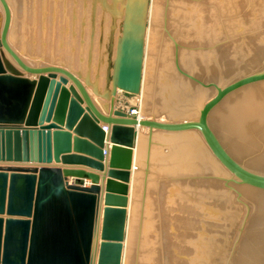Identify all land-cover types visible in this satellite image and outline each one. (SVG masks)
Masks as SVG:
<instances>
[{
    "label": "water",
    "instance_id": "obj_1",
    "mask_svg": "<svg viewBox=\"0 0 264 264\" xmlns=\"http://www.w3.org/2000/svg\"><path fill=\"white\" fill-rule=\"evenodd\" d=\"M100 1L112 24L106 70L92 82L90 70L24 61L8 41L11 14L0 0V264H123L140 127L149 129L148 156L154 131L201 135L225 185H239L252 207L232 264H264V0H226L258 65L222 87L180 72L215 94L196 118L170 122L115 107L119 93L141 92L150 0ZM87 87L109 102L106 115ZM184 148L176 147L178 163Z\"/></svg>",
    "mask_w": 264,
    "mask_h": 264
},
{
    "label": "rangeland",
    "instance_id": "obj_2",
    "mask_svg": "<svg viewBox=\"0 0 264 264\" xmlns=\"http://www.w3.org/2000/svg\"><path fill=\"white\" fill-rule=\"evenodd\" d=\"M10 1L14 5H11ZM34 1L36 6L41 2L46 4V0ZM50 1L52 0H48L47 4L51 3ZM160 1L163 10L161 21H158L160 27L155 28L157 31L154 36L155 44L150 49V33L153 28L151 8L154 2L150 0L141 92L139 95L121 92L120 97L132 102L134 106L131 111L138 109L146 116H155L164 122H170L172 119L183 120L186 117L196 118L200 107L214 96L215 90L201 87L180 72L203 83H215L222 87L246 76L254 69L258 65V55L237 29L226 0L224 4L219 0L214 2L218 10L214 9L215 6L211 2L206 12L203 2L209 3L210 0H200V4L196 2L197 0H168L172 5L169 8L171 16L169 15L168 25L166 23L168 1ZM30 2L32 3V0H8L12 13L10 28L12 45L32 66L58 64L59 56L49 52V44H55L57 41L48 42L46 51L41 50L40 44L45 41L40 40L42 37L40 24L37 21L31 24L25 22L24 14ZM100 2L98 0V4L92 9L95 36L91 40L92 51L98 54L97 50L103 48L101 50L106 55L112 18L110 13L101 7ZM177 2L179 5L183 3L193 5L192 9H195L196 4H202V7L200 6L202 19L195 17L192 20L193 25L190 23L188 28L176 24L180 23L179 18L173 16L180 10L173 7L174 3V6L178 5ZM82 5L83 2L80 0V6ZM99 27L103 28L99 31L102 34L101 40L96 36ZM211 32L216 35L214 38ZM170 35L177 37L178 46ZM167 45L171 49L169 54L171 65L165 62V59H168V55L166 56L168 52L165 49ZM183 53L186 55L188 53L189 57L184 59ZM95 56L97 60L100 58L105 63L106 56L105 58ZM150 58L153 59V64ZM149 62L151 63L148 68ZM71 67L78 70L81 66L78 64ZM101 82L100 80L99 84ZM152 105L156 106L155 112L149 110ZM171 110L180 115L172 117L167 113ZM193 134L198 136L200 146L203 145L211 157L210 163L207 157L195 160L194 156L190 158L184 155V163H178L177 149L168 146L169 141L164 143L165 139H161L160 145L153 146L151 165L145 166L143 163L140 172L138 170V175H142L134 191L135 202L133 208L131 207L125 264H232L252 207L239 186L234 183H229L228 187L225 185L222 179L226 177L227 172L212 156L201 135L198 132ZM163 135L161 134L165 138ZM212 164H215L218 170H215ZM145 169L149 170V174H145ZM146 180L147 187L144 184ZM231 186L235 190H232Z\"/></svg>",
    "mask_w": 264,
    "mask_h": 264
},
{
    "label": "crops",
    "instance_id": "obj_3",
    "mask_svg": "<svg viewBox=\"0 0 264 264\" xmlns=\"http://www.w3.org/2000/svg\"><path fill=\"white\" fill-rule=\"evenodd\" d=\"M52 1H50L51 3L47 4L48 0H46V2H45L46 4H43V2H41L39 6H36L35 1L32 0L33 4L31 2L29 3L28 9L24 14L25 22L27 24H31V23H36V21H37V23L40 24V28L42 29L41 30L42 31L41 32L42 37H40V40L45 41V42H41V44H40L41 50L46 51V49L48 48V42L57 41V43H55V44H51V45L49 44V52H51L53 55L56 54V56H59L58 57L60 59L59 63H63L64 65H69V66L79 64V66H81L79 68V70H82L83 72L90 70L92 82H95V76H96L95 73H98L100 70L101 71L106 70V64L103 61H101L100 58H98V60H97L95 55H97V56L99 55V57H101V58H105V56H106V58H107L108 50L105 51L106 55L101 50L103 48L97 50L98 54L93 53V51H92L93 48H92L91 40L93 38H95L94 33H93V25H94L93 20H92L93 17L91 18L92 14H93V12H92L93 1L92 0H82V2H83L82 6H80V0H52ZM158 1L161 2L160 0H158ZM10 4L14 5L11 1H10ZM196 6H198V4H196ZM197 11H198V8L196 7V12ZM165 13L166 12H164V14ZM169 15L170 14H167V16H166L167 21L165 20L167 25H168V21L170 20ZM176 17H178L179 19H182V20L192 21V20H194L196 15L193 17H184V16H181V17L176 16ZM100 27L97 30L98 32L96 34L97 37H100V38H98L99 40L102 39V36H100L102 34L99 31H101V29H103V28L100 29ZM167 31H168V29H167ZM177 31L179 32V30H177ZM168 33H169V31H168ZM171 39L173 40L175 45L178 46L175 37L171 36ZM80 43H81V45H80ZM149 47H150V49H151V47H153V45L150 43V41H149ZM80 49H81V52H80ZM165 49L168 52L166 54V56L168 55V59H165L166 60L165 62L168 65H171L172 63L170 61L171 59L169 56L171 49H170L169 45H167L165 47ZM89 55H91V58H92L91 65H89V63H88ZM106 58H105V60H106ZM76 60H77V64H76ZM149 60L152 61L153 59L150 58ZM66 63H68V64H66ZM150 63L151 62L148 63V68H149ZM102 64L104 66H102ZM152 64H153V61H152ZM101 68H103V69H101ZM102 77H104V73H103ZM101 81L102 82L99 85H100V90L101 89L102 90L100 92L103 93L105 91L106 87H105V81L103 79H101ZM91 89L92 88L87 87V91H88L89 95L91 96L93 102L95 103V105H97L96 107L101 111V113L106 114V112L104 111L101 104L97 101L98 100L97 96H95L93 94V91H91ZM146 90H147V87H146ZM133 106L134 105L132 104V102L130 100L125 99L124 97L121 98L120 93H119L118 98L116 100V108L117 109L130 113ZM153 107H155V106H153ZM152 111L154 112V108L152 109ZM140 115H139V117H140ZM142 119H155V118L152 116L149 118H142ZM156 120H158V118ZM158 121L164 122L162 119L158 120ZM53 131H55V130H53ZM139 132H142V136L139 138V141H137V148L134 149V154H133V159H132L131 182L128 185L129 186V193H131L132 195H134L135 186L136 185L138 186L140 176L142 175V174H139L137 176V180H136V177L134 176L133 171L135 169H137L136 172H138V170L140 172V169L136 167V166H138V163L139 164L144 163L143 165H145V166L151 165L150 163H152V158H153V154H150L149 158L147 157L148 156V154H147L148 149H146L147 148L146 147V140H145V137H143L144 135H147L149 133V129L139 128ZM154 132L155 133H162V132H157V131H154ZM154 142H155V144L160 145L159 139H157ZM147 143H148V139H147ZM182 144H184V140H183ZM153 146L154 145H152V147ZM184 146L187 147V144L186 145L184 144ZM150 153H151V151H150ZM107 163L109 164L110 160L106 162V166H108ZM134 165H135V167H134ZM100 177H101V175H100ZM68 181L71 184L77 183L76 178H69ZM82 184L88 187L91 184V181L88 179H83ZM131 185H132V190H131ZM100 186L102 187V192H105L106 182L100 181ZM231 188L235 189L233 186H231ZM239 189L241 190V188H239ZM132 195H131V197H132ZM130 219H131V209H130ZM128 224L130 225V220H129Z\"/></svg>",
    "mask_w": 264,
    "mask_h": 264
},
{
    "label": "bare ground",
    "instance_id": "obj_4",
    "mask_svg": "<svg viewBox=\"0 0 264 264\" xmlns=\"http://www.w3.org/2000/svg\"><path fill=\"white\" fill-rule=\"evenodd\" d=\"M154 2H153V5H152V8H151V18H152V22H151V24H152V29H151V33H150V43L152 44V45H154L155 44V40H154V36L156 35V33H157V31H155V28H158V24H159V20H160V18L162 17V12H163V10H162V8L160 7V3L161 2H159L158 0H153ZM168 1V0H167ZM184 1V0H183ZM194 1V0H193ZM216 0H210V2L209 3H206L207 1H205V2H203V7L205 8L204 9V12H206V10H207V8H209L210 7V5L209 4H211V2L213 3V5H214V2H215ZM224 1L225 0H219V2L220 3H222V4H224ZM6 2H7V5H8V7H9V3H8V0H6ZM171 1H168V5H166L167 6V8H166V11H167V14H169L170 13V7L172 6L171 5V3H170ZM198 4H200V0H197L196 1ZM217 3V2H216ZM167 4V3H166ZM178 4V5H177ZM174 5H175V3H174ZM173 5V7L174 8H177V9H180L179 10V12H177V13H175L174 14V16H184V17H193V16H195L196 15V17L197 18H199V19H202V17H203V15L201 14L202 12H200V10L202 9V8H200V6L202 5H198V6H195L194 8L195 9H192L193 7V5L191 6V5H189V4H187V3H183V4H181V5H179V3L177 2L176 3V5L177 6H174ZM218 5H219V3H218ZM215 7H214V9H216V10H218V7L216 6V5H214ZM221 6V5H220ZM0 7L2 8V6H1V4H0ZM102 8H104L103 6H101ZM192 7V8H191ZM196 7L198 8V11L196 12L195 10H196ZM202 7V6H201ZM168 9V10H167ZM9 10H10V16H11V19H10V28H11V23H12V13H11V9H10V7H9ZM165 10H164V12H166ZM202 11V10H201ZM1 13H2V15H4V10H3V8H2V10L0 11ZM174 12V11H173ZM200 12V13H199ZM222 13V12H221ZM220 13V14H221ZM213 14V13H212ZM216 14V13H215ZM219 14V15H220ZM171 15V14H170ZM163 17H164V15H163ZM165 18V17H164ZM164 18H163V20H164ZM215 19V18H214ZM161 21V20H160ZM178 22H180V23H176V24H179V26H181L182 25V27H187L188 28V26L189 25H193V23H192V21H188V20H182V19H179V21ZM191 23V24H190ZM218 23V22H217ZM161 25V24H160ZM175 25V24H174ZM226 26V25H225ZM160 27V26H159ZM176 27V26H175ZM220 27V26H219ZM224 27V26H223ZM234 27V26H233ZM212 29V28H211ZM238 29V28H237ZM210 30V29H209ZM230 30V29H229ZM212 31V30H211ZM220 32V31H219ZM159 33H160V29H159ZM11 30L9 29V35H8V41H9V43H10V45L13 47V45H12V39H11ZM214 32H211V36L214 38ZM216 36V35H215ZM177 37H175V39H176ZM216 38V37H215ZM215 41H216V39H215ZM14 48V47H13ZM15 49V48H14ZM18 53V52H17ZM18 54H20V53H18ZM186 55V53H183V58L185 59L187 56H188V53H187V55ZM191 55V54H190ZM20 56H21V54H20ZM149 56V55H148ZM203 56H204V58H205V54H203ZM22 57V56H21ZM181 57V58H182ZM189 57V56H188ZM33 58H35V57H33ZM23 59V58H22ZM24 60V59H23ZM204 60V59H203ZM25 61V60H24ZM205 61H207L206 59H205ZM32 66V65H31ZM35 66H37V65H35ZM168 74V73H167ZM144 87V86H143ZM90 88V87H89ZM104 88V87H103ZM146 89V88H145ZM102 90V89H101ZM100 90V91H101ZM105 90H106V88H105ZM143 90V89H142ZM91 91H92V89H91ZM104 91V90H103ZM105 92V91H104ZM145 93H146V90L144 91V94H143V97H145ZM89 94V93H88ZM119 95V94H118ZM90 96V95H89ZM91 97V96H90ZM92 99V98H91ZM97 101L101 104V106L103 107V109L105 108L104 107V105L106 104V103H109V102H107V101H105V100H103V99H100V98H98L97 97ZM145 99V98H144ZM117 100V99H116ZM93 101V100H92ZM144 102H146V100L144 101ZM154 102V101H153ZM152 102V103H153ZM147 103V102H146ZM95 104V103H94ZM144 105H145V103H143ZM95 106H97V105H95ZM153 106V105H152ZM115 107H116V104H115ZM145 107V106H144ZM146 108V107H145ZM152 108H154V112H155V108H156V106L155 107H151V109H149V110H152ZM117 109V108H116ZM177 110V109H176ZM142 111H144V109H143V107H142ZM101 112V111H100ZM106 112V111H105ZM176 111H174V110H171V111H167V113L169 114V115H172V117H177L178 115H180V113H175ZM140 113H142V115L139 117L140 119H142V118H149L150 116H146L145 115V113L144 112H140ZM107 114V113H106ZM106 114H104V115H106ZM155 119H157V117H155V116H153ZM187 118V117H186ZM140 128H142V127H140ZM137 129V128H136ZM143 129H147V128H143ZM107 130V129H106ZM108 131V130H107ZM138 131H139V129H138ZM157 132H160V131H157ZM141 134H142V132H140ZM144 134V133H143ZM161 134H164V133H161ZM161 134L160 133H155L154 132V137H153V139H152V145H154L155 144V142L154 141H156L157 139H159V140H164L165 139V141H164V143L165 142H168L167 143V145L168 146H170V147H172L173 149H176V147L179 145H181L182 143H183V140H184V144L186 145L187 144V147H189V148H192V150H189L188 148L186 149V148H184V156H188V157H190V156H194L193 158L195 159V160H197V158H205V157H207V161L210 163V159H211V157L207 154V152L205 151V148H204V146L202 145V146H200V140H199V138H198V136H196V135H194L193 134V136H190V137H187V136H180V135H177V134H171V135H167V136H165V138H163L162 136H161ZM148 135H149V133L147 134V135H144L143 137H145V140H146V149H148V147H150L149 145H148V143H147V139H148ZM156 138V139H155ZM155 139V140H154ZM160 143H162L161 141H160ZM163 143V144H164ZM108 144H110L109 145V153H108V155H107V161H109L110 160V154H111V147H112V144L111 143H109L108 142ZM163 144L161 145V146H163ZM202 144V143H201ZM150 151H151V154H154V151H153V147L151 146V148H150ZM134 154V153H133ZM148 158H149V156H147ZM191 158V157H190ZM210 158V159H209ZM209 159V160H208ZM212 160V159H211ZM106 161V162H107ZM213 162V161H212ZM108 164V163H107ZM142 163H138V166L140 165V167L142 166L141 165ZM212 166H213V168H215V170H218V167L214 164H212ZM108 167V166H107ZM134 167H135V165H134ZM137 167V166H136ZM132 170V169H131ZM137 171V169H135L134 171H133V174H134V176L137 178V175H138V173L136 172ZM135 173H136V175H135ZM232 184V183H231ZM234 185H236V184H234ZM229 186V185H228ZM236 186H239V185H236ZM240 187V186H239ZM231 188V187H230ZM129 189V188H128ZM232 190H235V189H233V188H231ZM131 190H132V185H131ZM131 192V191H130ZM237 193H239L238 191H236ZM131 193H129V206H128V214H129V216H130V209H131V207L133 208V205H134V202H135V193H134V195H132V197H131ZM216 197L218 196V195H215ZM219 197V196H218ZM242 197V196H241ZM244 197V196H243ZM229 198H231L230 196H229ZM181 199V198H180ZM187 199H188V197H187ZM190 199V198H189ZM188 199V200H189ZM222 205H223V203H222ZM225 205H227L226 203H225ZM229 205V204H228ZM227 205V206H228ZM219 213V212H218ZM129 220H130V224H131V219H130V217H129ZM129 222V221H128ZM223 223V222H222ZM130 231V225L128 224V227H127V233ZM129 235V234H128ZM127 235V239H126V242H125V250H124V256H123V264H125L126 263V260H124V258L126 259V243L128 242V239H129V236Z\"/></svg>",
    "mask_w": 264,
    "mask_h": 264
},
{
    "label": "built area",
    "instance_id": "obj_5",
    "mask_svg": "<svg viewBox=\"0 0 264 264\" xmlns=\"http://www.w3.org/2000/svg\"><path fill=\"white\" fill-rule=\"evenodd\" d=\"M132 115H134L135 117H138L140 115V112L138 111V109H134L130 112Z\"/></svg>",
    "mask_w": 264,
    "mask_h": 264
}]
</instances>
